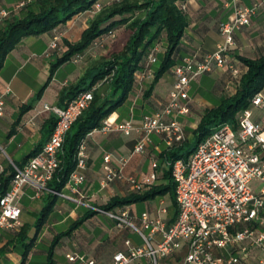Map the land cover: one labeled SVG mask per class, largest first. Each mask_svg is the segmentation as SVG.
I'll return each instance as SVG.
<instances>
[{"label": "crops", "instance_id": "1", "mask_svg": "<svg viewBox=\"0 0 264 264\" xmlns=\"http://www.w3.org/2000/svg\"><path fill=\"white\" fill-rule=\"evenodd\" d=\"M21 1H26V4L18 7L17 4ZM34 1L0 0V16L1 10L8 11L4 18L19 16L24 13L26 6ZM110 1L98 0L96 4L103 6ZM243 2L247 5L258 3L259 6L251 24L235 31V43L228 52L230 60L234 63H241L239 55L257 58L264 53V0ZM185 6L189 24L176 51L175 62L187 55L200 59L204 54L214 51L222 40L219 23L226 20L233 11L229 0H187ZM95 13V9H88L50 31L24 36L6 56L0 69V93H5L4 112L0 114V190L10 184L11 180L7 182L6 179L13 171L12 164L23 165L31 154L39 151L49 139L54 113L44 106L64 105L62 89L76 83L100 55L97 53L99 48L90 46L82 52L81 59L74 61L72 58L65 61L51 73V65L63 55V39H80ZM55 36H59V47H51ZM165 51L166 42L163 40L160 42L158 61L154 68L159 65ZM240 75L234 77L227 65H214L212 70L191 81L189 87L192 91H189L188 101L190 111L176 115L185 130L186 139L183 142L193 141L194 130L205 108L217 105L226 94L234 92ZM153 79L142 83L136 81L134 90L126 101L109 115L110 119L132 120L138 123L144 113L162 109L169 100L173 85V66L159 78L150 95L146 96V90ZM95 86L102 97L108 95L110 89L107 82H98ZM27 105L30 107L26 109ZM256 119L263 120L264 117ZM142 136V132L125 134L118 130H94L87 135L89 157L84 170L85 180L80 186L82 203L56 193L52 194L50 190H43L38 194L32 185L26 184L18 202L21 207L20 230L3 229L0 235V264H48L52 247L54 264H81L78 255L94 259L98 264H108L117 250L126 248L127 238L139 244L131 236V228L118 226L115 220L95 207H103L114 196L129 198L135 192H143L153 185H165L170 181L167 174L170 171L169 159L166 154L169 149L183 142L169 146L162 134L152 133L144 150L137 152L135 146ZM106 152L112 153L113 166L121 165L120 158L127 159L122 167L125 176L141 178L155 171L156 179L141 191H136L126 178L102 185L105 173L103 157ZM154 161L157 162L156 167L153 166ZM61 190L66 194L79 196L67 183ZM158 196L160 201L151 203ZM158 196L126 204L130 207L136 223H141L139 216L145 210L152 216L160 214L168 222L174 221L172 217L176 214L177 205L171 193ZM49 202L53 204L52 209L37 229L41 212ZM140 202L145 203L144 207L139 206ZM161 206H166L167 212H161ZM262 215L264 216V211ZM79 219H82V222L73 228ZM30 242V250L24 259L25 247ZM182 254L178 252L161 258V263L177 262ZM247 255L248 262H253L264 256V250L252 246Z\"/></svg>", "mask_w": 264, "mask_h": 264}, {"label": "built area", "instance_id": "2", "mask_svg": "<svg viewBox=\"0 0 264 264\" xmlns=\"http://www.w3.org/2000/svg\"><path fill=\"white\" fill-rule=\"evenodd\" d=\"M26 1L17 4L23 7ZM233 11L219 23L222 35L217 48L200 59L184 56L173 65L174 81L169 100L162 109L144 113L140 122L111 120L108 116L101 127L94 130L109 132L118 130L125 134L142 132L135 151L142 152L152 133L162 134L169 146L186 139L185 130L176 115L188 113L189 86L193 79L212 70L214 65H227L234 77L241 73L240 63L230 60L228 52L235 43V31L251 24L258 3L247 5L243 0H229ZM96 9L100 5L95 4ZM8 14L1 10V20ZM116 30H110L94 40L91 46L104 47L107 40L114 38ZM59 36H55L51 47H59ZM160 43L148 51L144 68L136 72V81L142 83L155 76L154 65L158 61ZM82 58V53L73 57ZM96 86L78 92L64 105L46 104L45 109L56 115V122L49 139L42 148L30 156L23 165L13 163L14 174L8 188L0 193V235L3 229L20 230L21 207L19 199L26 184L32 185L39 194L50 190L58 195L83 202L81 184L85 180L84 170L89 154L86 137L79 143L76 166L70 173L67 184L78 197L50 189L49 181L60 167L59 152L72 124L90 105ZM5 93H0V114L4 112ZM253 106L264 109V88L252 98L251 106L237 116V127L229 123L219 124L210 135L200 141L188 158L169 160L175 184L178 214L168 222L160 214L152 216L143 211L138 224L133 219L128 205L115 208H95L116 221L118 226L138 231L143 242L136 244L125 240L126 248L117 250L108 264H162L161 258L182 252L181 259L170 264H264V256L248 262L249 249L264 250V119L253 117ZM104 177L102 185L116 179L126 178L136 191L150 185L157 177L155 171L137 178L123 173L127 161L120 158L121 165H112V153L104 154ZM157 166V162H153ZM0 167L1 164H0ZM167 212L166 206L160 207ZM148 230L147 232L145 230ZM70 256V254H68ZM81 264H98L94 259L78 255Z\"/></svg>", "mask_w": 264, "mask_h": 264}, {"label": "trees", "instance_id": "3", "mask_svg": "<svg viewBox=\"0 0 264 264\" xmlns=\"http://www.w3.org/2000/svg\"><path fill=\"white\" fill-rule=\"evenodd\" d=\"M97 1L35 0L26 6L23 14L3 18L0 23V69L6 56L24 36L50 31L58 25L66 23L74 15L88 9H95L96 13L89 20L80 39L77 41L63 39V55L51 65V73L61 63L88 49L100 35L121 27H123V34L126 35L120 47L99 56L92 67L76 83L62 89L61 97L65 103L78 92L91 88L98 82H107L110 91L108 95L102 97L96 88L90 105L72 124L66 135L63 148L58 154L60 167L49 181V187L53 190L61 191L68 182L70 173L76 166V154L82 138L91 130L101 127L104 120L121 106L134 90L136 72L144 68L146 55L150 48L163 40L166 42V51L155 68V76L146 90V96L150 95L159 78L176 63L175 54L189 24L185 6L187 0H111L108 4L96 9ZM239 59L241 75L235 91L226 94L217 105L205 108L194 130L193 141L190 143L185 141L177 147L169 149L166 154L169 160L179 157L188 158L197 144L210 135L219 124L229 123L233 127H237L239 112L251 106L253 96L264 88V53L257 58L239 55ZM28 107L30 105L25 106L26 109ZM55 122L56 115L54 114L52 117L53 127ZM190 144V148L187 149ZM36 152H33L31 156ZM13 174L14 168L6 179L7 182L11 180ZM167 174L170 179L167 184L153 185L143 192H135L129 198L114 196L103 207L110 209L124 206L134 201L165 195L168 192L171 193L174 203L177 205L175 184L171 172L168 171ZM7 188L8 184L0 190V193H3ZM52 206V202H49L42 210L37 222V229L42 225ZM177 214L178 210L172 220L176 219ZM81 222L82 219L77 220L73 228ZM30 247L31 242L25 247L24 259ZM52 253L53 247L49 252L48 264H54Z\"/></svg>", "mask_w": 264, "mask_h": 264}, {"label": "rangeland", "instance_id": "4", "mask_svg": "<svg viewBox=\"0 0 264 264\" xmlns=\"http://www.w3.org/2000/svg\"><path fill=\"white\" fill-rule=\"evenodd\" d=\"M100 7H101V5H100ZM122 28L123 27L117 28L116 31H115L116 32L115 37L108 39L107 42H106V44H105V46L104 47H101V48H99L97 50V53L100 54L99 56L107 53L111 49L120 47V45L122 44V42L125 40V37H126V35L123 34L124 31H123ZM193 86L195 87V84H193ZM188 90L189 91L190 90L192 91V89H190V87H189ZM252 109H253V113H254V115H253L254 118H256V117L257 118L264 117V109L259 108V107H256V106H253ZM190 146H191V144L189 146H187V149H189ZM159 201H160V197L158 196L157 198H155L154 201H151V203H158ZM144 205H145L144 202H140V205L139 206L140 207H144ZM145 231L147 232L148 230L146 229ZM132 232L133 233H132L131 236L135 238V240L137 241V243H142L143 242V238H142L141 234L138 231H136L135 229H132Z\"/></svg>", "mask_w": 264, "mask_h": 264}]
</instances>
